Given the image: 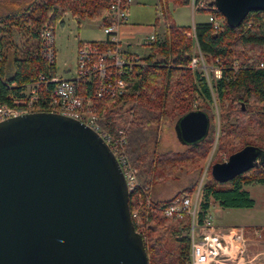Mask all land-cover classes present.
Instances as JSON below:
<instances>
[{"label": "trees", "instance_id": "trees-1", "mask_svg": "<svg viewBox=\"0 0 264 264\" xmlns=\"http://www.w3.org/2000/svg\"><path fill=\"white\" fill-rule=\"evenodd\" d=\"M114 1L10 0L4 11L0 5V104L25 107L28 86L42 75L50 80L57 74L56 63H50L42 53L41 34L46 27L53 28L68 12L78 24L91 19L100 21L103 27L110 25L113 18L108 12ZM163 3L189 5L190 0H163ZM209 11L216 18H224L216 9ZM163 26V34H156L155 41L146 45L148 53L142 57L146 67L135 82L138 91L133 94L138 95L131 107L132 113L128 116L118 113L129 95L101 99L97 112L105 118L103 123L112 135L118 137L119 130H124L126 157L139 170L142 190L138 188L130 193L129 206L131 213L138 210L139 223L135 217L132 220L144 239L149 264H190L192 217L185 214L182 218H167L159 205L174 197L193 196L200 176L169 199L153 198V207L145 200L139 206L137 194L147 189L143 192L145 197L151 189L176 180L182 172L202 174L214 145L217 152L212 163L223 162L249 144L258 146L264 153V69L259 68L264 60V10L250 12L237 27L229 25L224 18L219 28L208 21L191 28L167 21V17ZM16 28L27 39L18 52L10 47ZM90 42L100 46L109 44L108 38ZM195 49L204 63L221 70L220 77L212 72V76H207L204 70L190 67L198 55ZM53 86L48 82L47 89L43 87L40 102L32 112L51 111L48 100ZM80 88L81 94L89 96L95 84L82 83ZM215 101L221 120L216 144L217 128L212 123L211 108ZM196 102L201 106L194 108ZM195 110L205 112L210 120L207 135L198 142L185 144L187 148L183 152H160L156 141L160 127L169 120L176 125L180 118ZM253 183L264 185V154L255 167L227 182L216 181L208 169L202 185L198 222L209 215L211 199L223 208L254 207L255 200L245 189ZM258 229L264 230V227ZM169 239L175 241V248L169 246Z\"/></svg>", "mask_w": 264, "mask_h": 264}, {"label": "water", "instance_id": "water-1", "mask_svg": "<svg viewBox=\"0 0 264 264\" xmlns=\"http://www.w3.org/2000/svg\"><path fill=\"white\" fill-rule=\"evenodd\" d=\"M239 26L264 0H214ZM201 110L175 125L183 144L208 133ZM263 150L246 145L211 175L227 182L258 163ZM125 177L107 142L70 117L36 111L0 121V264H149L132 220Z\"/></svg>", "mask_w": 264, "mask_h": 264}, {"label": "built area", "instance_id": "built-area-1", "mask_svg": "<svg viewBox=\"0 0 264 264\" xmlns=\"http://www.w3.org/2000/svg\"><path fill=\"white\" fill-rule=\"evenodd\" d=\"M214 0H191L195 11L216 9L210 4ZM131 0H116L109 9L108 14L113 18L110 25L104 26L109 44L100 46L97 43L83 42L79 46L77 55V68L72 79L59 77L57 74L48 80L40 76L37 81L28 86V94L24 102L25 107L13 108L6 104H0V121L15 117L21 114L32 112L31 110L40 102L41 90L47 89L48 82L53 83L49 94L50 112H55L84 123L96 131L110 146L114 155L121 165L128 192H134L141 188L138 182V171L133 167L125 154L127 139L124 130H119L118 137H115L107 128L104 118L97 112V103L101 99L126 97L138 90L135 82L141 78V72L146 67L142 56L127 51L119 38L120 27L127 21L126 10ZM224 18H216L209 11L208 22L214 28H219ZM44 57L50 63H56V51L54 42V29L46 27L42 34ZM106 38V39H107ZM156 31H153L144 40V45L155 41ZM203 62L202 55L193 58L192 67ZM264 69V60L259 64ZM216 77L221 76L219 68L213 69ZM128 73L130 77L128 76ZM95 84V90L91 95L81 94L80 84ZM142 190V188H141ZM147 189L142 192L146 193ZM142 194V195H141ZM146 204L153 207V198L145 195ZM143 205V201H140ZM199 194L191 197H174L168 203L159 205L160 210L167 218H182L189 214L192 217L190 236V264H249L248 243L245 231L240 226L219 228L209 214L203 222H198ZM137 218V210L131 213Z\"/></svg>", "mask_w": 264, "mask_h": 264}, {"label": "rangeland", "instance_id": "rangeland-1", "mask_svg": "<svg viewBox=\"0 0 264 264\" xmlns=\"http://www.w3.org/2000/svg\"><path fill=\"white\" fill-rule=\"evenodd\" d=\"M9 3L10 0H0L1 9L3 11L6 10ZM164 6H166L167 9ZM126 14V24H129V26L135 28L148 29L152 28L156 25V23H158V30L162 33V26L164 25L165 17H167V21H173L177 25L193 28V25L195 23L208 20L209 11H195L192 5L175 6L172 3H163V0H131V3L127 7ZM53 29L56 51L57 75L65 79H72L75 76L80 41L90 42L99 41L107 38V34L104 32V27L101 26L100 21L84 19L80 24H78L77 20L69 12L66 13V15L55 24ZM15 33L16 34L14 35V37L10 40L12 41L10 43V47L11 49H15L18 52L23 47V43L26 42L27 39L23 34L18 31V29ZM191 33L193 32L191 31ZM145 37L147 38L145 34L138 35L135 38L129 40V43L133 44L132 51H135L140 55H145L148 53V47H146L145 45L142 46L144 40L146 39ZM32 44L35 45L36 41L33 40ZM195 51L198 54L197 57H199V55H201L199 50L195 49ZM235 66H237V64ZM190 67L192 69L195 68L204 70L207 76H212V74L214 73L212 66H209L208 64L204 63V59L203 62H201V64L199 65V67H192L191 64ZM137 95L138 94L129 95V99L127 103L124 104L123 110H120V112L118 113L125 114L127 116L129 115V113H132L131 107L134 105V101ZM99 103H97V107L99 106ZM198 106H201V104L197 102L196 104H193L194 108ZM211 108L214 116H212V123L217 128L216 139L214 143L216 144L218 138V131L221 126L220 109L217 101H215L211 105ZM100 116L103 117V115ZM174 128L175 121L172 120H169L160 127L158 135L156 137L160 152H183L187 148V146L181 143L177 138ZM152 145L153 143L150 144V148H152ZM216 152V145H214L212 151L210 152L206 160L202 174L187 175L185 172H182L180 173L179 177L176 178V180H170L165 183H161L154 187V190L151 189L148 196H150L151 198H154V195H162L163 198L174 196L175 194L180 192L181 189L188 186L193 180L200 176L196 191L193 193V195H195V193L199 194L200 203L202 200V185L204 183L205 178H207L208 169H210L211 171L212 165L214 163H217H212V161L216 157ZM136 169L138 171L139 176V170L138 168ZM138 182L140 185L139 178ZM245 189L249 191L252 198L256 202L255 206L252 208H223L218 204V202L211 199V208L209 210V214L211 215L216 225L222 227L234 225H239L240 227H242L243 225H248V227L253 228L256 227V225L261 227L264 226V185L253 183L246 185ZM137 200L140 206V201L142 200L144 203L145 199L144 196H140L139 194H137ZM199 210L200 204L198 205V211ZM259 245H261V247H259ZM259 245H250L248 243L249 260L253 262L249 264H264L262 263L264 262V242H261ZM169 246L171 248H175V241L169 239ZM260 251H262V253H259Z\"/></svg>", "mask_w": 264, "mask_h": 264}, {"label": "crops", "instance_id": "crops-1", "mask_svg": "<svg viewBox=\"0 0 264 264\" xmlns=\"http://www.w3.org/2000/svg\"><path fill=\"white\" fill-rule=\"evenodd\" d=\"M189 5H192L191 3L189 4ZM166 9H167V7L166 6H164ZM208 20H206V21H202V22H199V23H204V22H207ZM196 24H198V23H195L194 25H193V28H194V26L196 25ZM160 27V26H159ZM153 28H154V30L156 31V34H159V35H161L162 33H163V31H164V26H162V28H163V30H162V33L161 32H159V30H158V25L157 26H153L152 28H146V29H143V28H135V27H132V26H129V24H126V22L120 27V32H119V38H120V40H121V42H122V45L123 46H126V48H127V50L129 51V52H131V53H134V54H137V55H139V56H145V55H147V54H145V55H140L139 53H137V52H135V51H132V43H129V40L130 39H133V38H135L136 36H138V35H146V36H148L152 31H153ZM146 38V37H145ZM144 38V39H145ZM103 40H105V39H103ZM144 44H142V46H143ZM147 47V46H146ZM148 49V48H147ZM154 190V189H153ZM154 194V193H153ZM172 197V196H171ZM171 197H167V198H163V196L162 195H154V198L155 199H157V200H164V199H169V198H171ZM255 204H256V202H255ZM255 206V205H254ZM218 226V225H217ZM234 226H239V225H234ZM219 228H227V227H230V226H224V227H222V226H218ZM243 228H244V231H245V237H246V240H247V242L251 245V244H260L261 242H264V230H260V229H258L259 227H261V226H258V225H256V227H248V225H243L242 226ZM264 227V226H263ZM249 228H251V230H248ZM246 234H248V236L246 235ZM259 247H261V245H259ZM259 253H262V251H260ZM259 255V254H258ZM257 256V255H256ZM262 263H264V262H262Z\"/></svg>", "mask_w": 264, "mask_h": 264}]
</instances>
